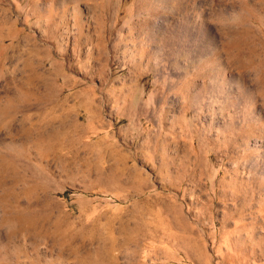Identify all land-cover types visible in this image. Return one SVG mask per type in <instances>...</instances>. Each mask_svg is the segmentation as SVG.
I'll use <instances>...</instances> for the list:
<instances>
[{
	"label": "rangeland",
	"instance_id": "374dc122",
	"mask_svg": "<svg viewBox=\"0 0 264 264\" xmlns=\"http://www.w3.org/2000/svg\"><path fill=\"white\" fill-rule=\"evenodd\" d=\"M0 264H264V0H0Z\"/></svg>",
	"mask_w": 264,
	"mask_h": 264
}]
</instances>
